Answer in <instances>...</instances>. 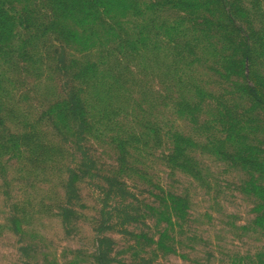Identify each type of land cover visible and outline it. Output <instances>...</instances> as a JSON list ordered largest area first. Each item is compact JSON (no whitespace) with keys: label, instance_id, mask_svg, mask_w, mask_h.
<instances>
[{"label":"rangeland","instance_id":"rangeland-1","mask_svg":"<svg viewBox=\"0 0 264 264\" xmlns=\"http://www.w3.org/2000/svg\"><path fill=\"white\" fill-rule=\"evenodd\" d=\"M183 1L0 0V264H264V0Z\"/></svg>","mask_w":264,"mask_h":264},{"label":"trees","instance_id":"trees-1","mask_svg":"<svg viewBox=\"0 0 264 264\" xmlns=\"http://www.w3.org/2000/svg\"><path fill=\"white\" fill-rule=\"evenodd\" d=\"M173 1L176 4H182V5L184 4L183 0H173ZM6 25H7V13L0 6V28H4L5 29ZM246 48L247 49L249 48V43L246 45ZM248 88H249V92H250L251 96L255 100L263 101L262 97L260 96V94H259L258 90L256 89V87H254V85L251 84V85L248 86ZM76 108H78L80 110L82 109V107L78 106V105L74 107V109H76Z\"/></svg>","mask_w":264,"mask_h":264}]
</instances>
